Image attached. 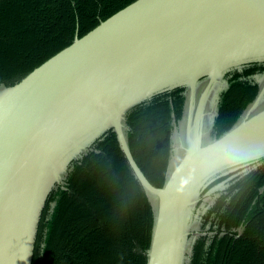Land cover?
<instances>
[{"label": "water", "instance_id": "1", "mask_svg": "<svg viewBox=\"0 0 264 264\" xmlns=\"http://www.w3.org/2000/svg\"><path fill=\"white\" fill-rule=\"evenodd\" d=\"M261 62L264 0H134L0 85V264H30L49 193L109 130L153 207L146 264H189L199 195L264 158V108L208 142L189 133L197 83ZM176 88L187 99L186 147L157 187L131 153L126 114Z\"/></svg>", "mask_w": 264, "mask_h": 264}, {"label": "trees", "instance_id": "2", "mask_svg": "<svg viewBox=\"0 0 264 264\" xmlns=\"http://www.w3.org/2000/svg\"><path fill=\"white\" fill-rule=\"evenodd\" d=\"M134 0H0V85L10 87ZM228 79L215 117V136L233 127L258 86ZM185 89L176 88L126 114L131 153L161 187L169 172L172 135L183 119ZM200 218L189 264H264V158L228 177ZM214 193V195H215ZM213 195V196H214ZM154 212L130 170L115 133L107 131L53 189L38 222L30 264H146Z\"/></svg>", "mask_w": 264, "mask_h": 264}, {"label": "flooded vegetation", "instance_id": "3", "mask_svg": "<svg viewBox=\"0 0 264 264\" xmlns=\"http://www.w3.org/2000/svg\"><path fill=\"white\" fill-rule=\"evenodd\" d=\"M264 67V62L261 63H251L243 65L241 69H230L228 71H222L218 73L212 80L211 76H206L197 83V88L194 93V105L191 114V123L190 126V134L195 133V128H198V134H203L202 126L204 123L205 118L207 119L208 124V141L214 139L215 130V117L217 116L218 112V105L221 99V95L223 91H225L228 87V79L232 77V75L236 73H244L246 70L252 68L257 69ZM248 81L256 84L258 86V92L254 100L247 106V108L243 111L238 121L244 118L246 115L250 116L262 108H264V69L262 71H256L251 75L247 76ZM186 111L184 112V116H186L187 112V99L185 102ZM202 138H204L202 136ZM186 147V146H185ZM184 147V148H185ZM172 153H175V149L172 148ZM171 160V158H170ZM230 179L228 177L221 183L215 185L214 187L210 188L208 191L201 193L199 195V200L197 204H195V215H197L196 222L200 221L201 216L213 202L212 198L216 196L215 192L223 190L227 187V181ZM215 193V195H214ZM214 195V196H213ZM196 224V223H194ZM200 231V222L193 228V233H198Z\"/></svg>", "mask_w": 264, "mask_h": 264}, {"label": "rangeland", "instance_id": "4", "mask_svg": "<svg viewBox=\"0 0 264 264\" xmlns=\"http://www.w3.org/2000/svg\"><path fill=\"white\" fill-rule=\"evenodd\" d=\"M187 117L184 116L182 121L180 122L179 126L175 127L172 135V148L175 149V153H172V162H177L179 157H181L184 147L186 146V137L188 135V129L186 126ZM208 124L207 119L205 118L203 126H202V132H204L202 142H208ZM151 200H154L153 197H150Z\"/></svg>", "mask_w": 264, "mask_h": 264}]
</instances>
